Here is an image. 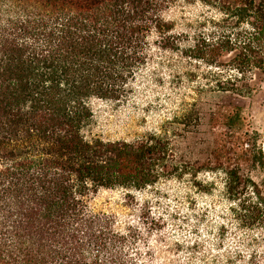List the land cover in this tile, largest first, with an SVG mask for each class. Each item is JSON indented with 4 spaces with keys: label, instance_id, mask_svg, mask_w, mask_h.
Masks as SVG:
<instances>
[{
    "label": "trees",
    "instance_id": "obj_1",
    "mask_svg": "<svg viewBox=\"0 0 264 264\" xmlns=\"http://www.w3.org/2000/svg\"><path fill=\"white\" fill-rule=\"evenodd\" d=\"M181 1L211 12L183 16L179 30L168 12ZM162 54L199 70L200 89L252 94L264 78V0H0V264H136L128 234L92 200L173 178L209 191L204 171L223 180L241 225L264 227V193L244 172L264 170L263 139L240 106L212 110L221 132L204 161L155 131L88 135L94 103L128 102Z\"/></svg>",
    "mask_w": 264,
    "mask_h": 264
},
{
    "label": "rangeland",
    "instance_id": "obj_2",
    "mask_svg": "<svg viewBox=\"0 0 264 264\" xmlns=\"http://www.w3.org/2000/svg\"><path fill=\"white\" fill-rule=\"evenodd\" d=\"M209 12L200 1H181L168 13L180 30L186 28L183 16L196 20ZM150 69L139 74L128 102L94 103L88 135L133 140L155 131L172 137L185 159L204 161L221 132L211 122L212 110L240 106L252 129L262 134L264 146V78L260 74L251 82L252 94L243 96L200 89L201 72L175 54H162ZM244 172L264 193V170L247 166ZM191 181L190 177L161 180L141 191L102 189L91 203L96 210L113 215L115 228L128 234L123 250L136 264H264V227L240 224L230 210L223 180L202 172L199 182L216 183L209 191Z\"/></svg>",
    "mask_w": 264,
    "mask_h": 264
}]
</instances>
